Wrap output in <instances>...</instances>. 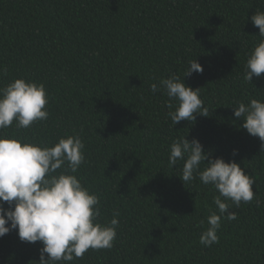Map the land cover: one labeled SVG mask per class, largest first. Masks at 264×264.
<instances>
[{
  "label": "trees",
  "instance_id": "obj_1",
  "mask_svg": "<svg viewBox=\"0 0 264 264\" xmlns=\"http://www.w3.org/2000/svg\"><path fill=\"white\" fill-rule=\"evenodd\" d=\"M257 11L264 0H0V87L42 83L49 113L0 135L51 146L78 134L85 163L75 175L100 198V222L119 211L113 247L68 264H264V151L232 109L264 101V74L253 85L243 79L261 39L250 19ZM194 59L203 72L183 78ZM171 74L199 88L209 116L172 126L168 97L150 90ZM183 136L255 180L254 199L232 206L237 218H222L210 247L199 237L218 193L198 178L184 184L183 161L168 164ZM41 246L11 230L0 237V264H38Z\"/></svg>",
  "mask_w": 264,
  "mask_h": 264
},
{
  "label": "clouds",
  "instance_id": "obj_2",
  "mask_svg": "<svg viewBox=\"0 0 264 264\" xmlns=\"http://www.w3.org/2000/svg\"><path fill=\"white\" fill-rule=\"evenodd\" d=\"M250 19L261 38L247 54L244 65L243 79L253 85V77L264 74V11L255 12ZM193 72H203L196 59L188 62L183 78ZM0 73L6 74L7 68L0 67ZM150 90H162L168 97L167 107L174 109L167 113L172 126L182 120L192 123L197 114L209 116L199 88L187 86L176 74L150 84ZM47 103L42 83L14 78L0 87V130L10 127L13 121L17 129L46 121ZM232 109L240 126L259 138L260 151H264V101H238ZM84 147L78 134L60 137L51 146L0 135V237L15 230L22 242H40L38 264H68L82 258L89 249L113 247L119 211L113 212L110 221L101 223L100 198L75 175L85 163ZM178 161H183L178 177L184 184L198 178L218 193L213 197L217 211L206 217L207 227L199 237L202 245L210 247L219 242L217 232L222 218H237L232 206L239 208L242 202L254 199L255 180L234 160L212 158L197 138L188 140L183 136L172 141L168 164L174 166ZM4 203L9 207H3ZM200 223L203 226L204 221Z\"/></svg>",
  "mask_w": 264,
  "mask_h": 264
}]
</instances>
